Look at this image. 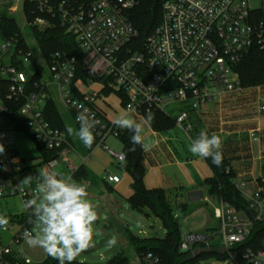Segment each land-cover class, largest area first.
Masks as SVG:
<instances>
[{"label":"built area","instance_id":"2783aa9c","mask_svg":"<svg viewBox=\"0 0 264 264\" xmlns=\"http://www.w3.org/2000/svg\"><path fill=\"white\" fill-rule=\"evenodd\" d=\"M26 1L33 3L42 16L28 21L24 14L25 26L44 32L57 17L66 33L75 38L82 58L80 63L77 57L67 53H55L48 60L42 55L49 70L47 80L44 70H39L36 64L33 73L26 67L35 62L28 43V38L37 43L32 31L28 35L23 30V39L0 38V82L8 84L7 100L23 101L20 114L35 143L55 152L49 160L40 158L36 164H27L18 157L15 134L0 131V143L4 146V152L0 153V199L17 198L24 204L32 197L43 170L62 174L60 169L65 166L72 175L75 173L76 167L70 159L74 149L67 133L54 128L46 118L50 100L56 103L58 99L65 106L77 128L78 111L86 109L90 116L94 115L99 121L93 129L98 138L97 147L122 165L121 159L124 164L126 154L106 144L109 138L119 139L115 120L120 115L109 103L111 96H115L123 113L144 121L149 114L170 117L175 113L176 127L189 135L194 131L190 122L192 112L220 104L242 91L238 64L254 47L264 53V0L262 8H254L250 0H93L88 4L76 0L58 3L0 0V9L16 14L20 9L23 11ZM145 1L159 3L161 19L140 42L129 15ZM82 72L87 81L77 78ZM29 77L35 79L29 81ZM94 83L101 84V88L91 90ZM3 111L5 106L0 99V113ZM258 111L264 113L263 99L258 102ZM251 135L257 140L256 132ZM28 176H32L31 183L20 185ZM105 180L112 184L119 183L120 178L107 171ZM81 184L88 192L86 182ZM235 186L248 201L249 212L254 217L249 212L239 214L219 202L216 218L222 221L221 245H212L214 235L194 234L181 241V251L224 248L230 264H264V237L258 247L252 235L253 223L264 222V187L253 190L237 181ZM24 212L32 215L31 209L25 208ZM25 230L31 231L19 224L0 229V264H53L47 258L34 262L21 249ZM2 232H14L8 243L2 241ZM247 239L254 247L240 255L235 248ZM125 264L161 262L152 253H146Z\"/></svg>","mask_w":264,"mask_h":264},{"label":"trees","instance_id":"16d2710c","mask_svg":"<svg viewBox=\"0 0 264 264\" xmlns=\"http://www.w3.org/2000/svg\"><path fill=\"white\" fill-rule=\"evenodd\" d=\"M54 3H58L64 0H52ZM81 4H88L93 0H76ZM24 14L28 21H33L36 17L42 16L36 11L35 5L26 1L24 3ZM130 21L133 26L139 32L140 42L149 36L161 19V8L156 1H145L140 6L135 8L130 13ZM35 36L39 49L43 57L48 60L55 53H67L70 56H75L81 63V52L75 41V38L66 33L65 29L61 26L58 18L52 20V26L44 32L31 30ZM23 39L22 30L19 28L15 18L7 14V10L0 9V38L2 40L16 37ZM239 73L242 87L264 82V53L259 48L254 47L248 55H246L236 68ZM77 78H82L87 81L85 75L80 73ZM35 78L29 77V81ZM8 84L0 82V99L5 106V111L0 113V131H10L16 135H24L30 139H33L29 128L26 125L24 118L20 114V109L23 105V101H9L7 100ZM46 118L54 128H58L64 132H67V125L61 112L58 109L57 104L50 100L46 107ZM148 116V115H147ZM146 116V118H147ZM153 117L148 124L156 132H165L175 128V119L165 116L164 114H151ZM119 140L123 145V149L126 154V161L122 166L132 175L133 183L131 185L133 193L128 199L130 207L138 211H147L149 214L155 215L163 224L166 234L164 237H154L151 239H139L125 230L126 238L130 246L134 249L137 255L152 253L159 258L161 264H199V262L208 256H214L219 259H228V255H210L203 254L192 259V253L196 248L183 252L180 249L181 237L179 230V223L174 214V208L167 193L163 189L148 190L143 183V177L145 175V167L143 165V149L140 145H133L131 141L132 132L118 128ZM199 135V133H198ZM68 140L71 141L69 136ZM35 142V141H34ZM98 143V138L95 137V141L91 148L86 147L88 151H92ZM40 150V157L44 160H49L54 157L55 152L49 151L46 148L38 145ZM135 148L134 151L132 149ZM206 161L214 171V176L203 182V185L207 188L208 196L219 202H224L230 207L234 208L239 214H248L249 205L248 201L242 196L239 190L235 186V175L231 171L227 172V165L225 159L221 156L220 162L225 170L224 175H220L218 172L217 164L213 162L211 158H207ZM33 170L28 168V171ZM89 174L85 167H80L74 175V179L77 182L88 180ZM184 211H187V204L180 206ZM8 225L19 224L26 229H32L36 224L35 217L33 215H10L7 216ZM1 229V228H0ZM209 232H217L216 230H208ZM253 240L259 247L261 240L264 237V222H254L252 229ZM256 238V239H254ZM257 240V241H255ZM254 247L250 243V239L235 248L241 255L247 248ZM47 262L58 264L56 259L47 257ZM128 258L124 253L118 254L108 264H125L128 263ZM72 264H79L75 259ZM83 264V263H81Z\"/></svg>","mask_w":264,"mask_h":264},{"label":"rangeland","instance_id":"374dc122","mask_svg":"<svg viewBox=\"0 0 264 264\" xmlns=\"http://www.w3.org/2000/svg\"><path fill=\"white\" fill-rule=\"evenodd\" d=\"M250 4L254 8L263 7L262 0H250ZM7 14L15 18L17 24L19 25V28L22 31L24 30V33H28V35L31 33V29L25 26L24 12L21 9L16 14L10 15L8 12ZM28 43L30 45L31 51L34 54L35 62L33 64H28L26 66L27 70L29 71V73H33L36 69V64V67L39 70H44L43 75L47 80H49V70L45 68L46 66H44V61L39 46L33 39L28 38ZM100 88L101 84L94 83L90 89L95 90ZM261 99L264 100V82L244 86L242 91L229 96L222 103L218 104L216 110V105L203 106L202 110L204 112L215 110L217 111V113H219L217 118H213L211 120L213 126H215V124H223V126L225 127L236 126L240 121H247L248 123H251L252 121L256 123L260 122L263 125L264 113L261 114L258 111V102ZM109 103L112 105V107L119 109V105L115 96L110 97ZM56 104L64 118L67 127H71L74 131L78 130L75 122L73 121V117L65 108V106L58 99H56ZM173 114L174 116L176 115L175 113ZM216 120H219V122ZM246 126L249 127L250 125L246 124ZM71 136L76 149L78 151H80V149L83 150L82 142L79 140V138L75 134H72ZM15 140L18 157L25 160L27 164H36L38 161V156L40 154V150L37 144L32 139L24 135L15 134ZM106 144L119 153L123 150L122 144L117 139L110 138L106 142ZM251 145L254 149L252 150L253 157L257 160L256 169L258 171L257 175H259V168L261 169V166L258 160L260 158L258 144L251 143ZM246 151H248V149H246ZM83 154L88 157L87 160L89 164L93 163L95 164V167L97 166L98 171L95 172V174L97 173L96 175L100 179L104 177L105 172L108 170L111 173L118 174L122 179V183L121 189L116 190L113 193V195L117 198L118 205L116 210L112 209V213L109 212L108 206H106L105 204V200L97 196L102 192L105 193L104 185H102L101 182H97V186H93L90 189L87 197L88 202L94 206V209L98 213V219L92 226L93 237L91 245L89 247L93 249V252H90L88 254H84V252H82L76 258V260L79 264H108L118 254L124 253L130 263L135 262L137 260V254L128 243L126 233L118 234L116 230L109 224V217L113 215L117 220H119L126 226L128 233L139 239L164 237L166 234L165 228L162 222L155 215L149 214L147 216V211H138L130 207L127 199L130 193V183L132 182V176L122 165L116 163L107 154V152L100 147L95 148L92 153H88L84 150ZM221 156L224 158L222 153ZM225 161L227 167L232 173H234L235 179H237L236 171H233L234 169L226 159ZM260 187H264V181L257 180L256 188ZM98 188H100V190ZM93 194L96 196H92ZM172 204L175 217L177 218L179 223L180 237L182 241L186 240L194 234H210L214 235L212 245H221L223 239L221 234L222 221L214 217V207L217 206L216 201L211 200L209 202L206 201L204 203L191 204L189 205L187 211H184L183 208L177 207L173 200ZM24 211L25 207L21 200L17 198L0 199V216L20 214ZM207 229L216 230L217 232L208 233ZM31 231L34 235H39V225H34ZM10 234L13 235L14 232H9L8 236ZM4 235L7 234L4 233ZM108 235L112 236L110 245L100 248V242ZM13 247L14 249H18L16 246ZM20 247L34 262H42L49 256L43 251L42 248L29 247L25 243V241L22 242ZM199 264H230V262L229 259H219L214 256H208L207 258L201 260Z\"/></svg>","mask_w":264,"mask_h":264},{"label":"crops","instance_id":"0c3cea01","mask_svg":"<svg viewBox=\"0 0 264 264\" xmlns=\"http://www.w3.org/2000/svg\"><path fill=\"white\" fill-rule=\"evenodd\" d=\"M215 105L216 110L218 104ZM114 110L119 115L124 114L120 109L114 108ZM215 110L204 112L202 109H200L197 112H192L190 115V122L194 126V131L189 135L176 126L169 131L156 132L150 127L147 120L144 121L131 116L138 123L142 124L144 128L142 135L145 142H154L155 144V146L152 147L150 151L143 150V165L146 170L143 177V183L146 189H163L167 193L170 201L172 202L173 200L177 207L187 204V208H189V205L191 204L204 203L206 201L209 202L214 200L208 196L207 188L203 185L204 181L211 179L214 176L213 169L210 167L206 159L194 156L189 151L191 140L195 139L198 136V133L200 134L201 131L207 132L210 136L212 134L220 136L222 140L220 152L234 169L233 171H236L237 179H235V181L240 184H247L248 187L253 190L256 189L257 180L264 181V124L262 125L260 122L256 123L254 121L251 123H248L247 121H240L236 126L225 127L223 124H215V126H213L211 120L213 118H217L219 114ZM113 115L115 116V114ZM170 117L174 118L175 116L173 115ZM216 121L219 122V120ZM246 124H249L250 126L247 127ZM253 132H256L257 140L252 138L251 134ZM68 136L71 139V141L68 140L69 144L74 149V151L70 153V159L76 167L75 173L82 166L86 168L89 177L88 180H84L82 182H86L88 185L89 189L87 193H89L93 186H97V182H101V184L104 185L105 193L102 192L97 196L105 200V204L108 206L109 212L112 213V209L116 210L118 205L117 198L113 195V193L114 191L121 189V177L118 174L111 173L107 170L111 175H115L120 178L119 183H107L105 180V175L102 179H100L96 175L97 173L95 174V172L98 171L97 166L95 167V164L93 163L89 164L87 160L88 157L83 154L84 150L88 153H92L95 148H97V146L92 151H88L82 143L83 150L80 149V151H78L74 145L72 136L69 133L67 134V137ZM117 140L121 143L119 139ZM251 143L258 144L260 154V158L258 160L261 166V169L259 168V175H257V160L253 157L252 150L254 149L252 148ZM246 149H248V151H246ZM120 153H125L124 149ZM40 158L41 157L39 154L37 160ZM24 162L26 161L24 160ZM60 171L62 174L70 176L72 175L65 166H62ZM75 173L72 175L73 179ZM132 183L133 177L132 182L130 183L129 197L133 193L131 187ZM98 189L100 190V188ZM193 192H202L203 199L188 201V194ZM92 196L96 195L93 194ZM197 197H199V195ZM214 201L217 202V206L214 207V217L216 218V208L219 206V201ZM22 214H25V212L15 215ZM7 216L10 215H6V217ZM4 233L7 235H4ZM8 233H1V239L4 243H8L13 237L11 234L8 236Z\"/></svg>","mask_w":264,"mask_h":264},{"label":"clouds","instance_id":"9594fccd","mask_svg":"<svg viewBox=\"0 0 264 264\" xmlns=\"http://www.w3.org/2000/svg\"><path fill=\"white\" fill-rule=\"evenodd\" d=\"M76 102H74L75 104ZM151 114L146 118L152 120ZM79 129L74 131L71 127L67 132L75 134L85 147L91 148L95 136L93 129L99 123L94 115L90 116L86 109L78 111L76 116ZM117 127L133 133V145H140L144 151H150L155 146L154 142H145L142 135L144 128L127 113L117 117ZM222 140L220 136H211L204 131L191 140L189 151L200 158H211L214 163L221 158L220 149ZM135 148L132 149L134 151ZM4 146L0 143V153ZM123 159L121 163L123 164ZM40 182L33 189L32 197L24 202L26 209L32 210L35 222L40 227V234L34 235L25 230L23 239L29 247H39L58 261V264H72L92 241L93 224L98 219L94 206L88 202L86 186L75 181L72 176L60 174L55 171L43 170L39 173ZM32 176L26 177L20 185L30 184ZM19 185V186H20ZM8 218L0 216V228L7 229Z\"/></svg>","mask_w":264,"mask_h":264},{"label":"water","instance_id":"95a60500","mask_svg":"<svg viewBox=\"0 0 264 264\" xmlns=\"http://www.w3.org/2000/svg\"><path fill=\"white\" fill-rule=\"evenodd\" d=\"M217 167H218V172L220 175H224L225 170L222 166V163L216 162ZM199 195V197H197ZM197 197V198H196ZM188 201H194L196 199H203V193L202 192H196V193H189L187 196ZM250 216L253 218L254 215L252 212H249ZM109 224L116 230L118 234H123L125 233L126 226L117 220L113 215L109 217ZM112 241V236L108 235L106 236L101 242H100V248L107 247L110 245ZM90 252H93L92 248H88L86 251H84V254H88ZM226 253V250L224 248H196L193 253H192V259H196L200 255L203 254H210V255H218L222 256Z\"/></svg>","mask_w":264,"mask_h":264}]
</instances>
